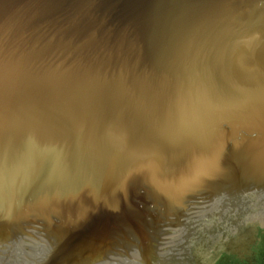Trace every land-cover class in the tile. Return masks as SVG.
Masks as SVG:
<instances>
[{"label":"water","instance_id":"water-1","mask_svg":"<svg viewBox=\"0 0 264 264\" xmlns=\"http://www.w3.org/2000/svg\"><path fill=\"white\" fill-rule=\"evenodd\" d=\"M252 215L264 0H0V264L167 263Z\"/></svg>","mask_w":264,"mask_h":264},{"label":"flooded vegetation","instance_id":"flooded-vegetation-1","mask_svg":"<svg viewBox=\"0 0 264 264\" xmlns=\"http://www.w3.org/2000/svg\"><path fill=\"white\" fill-rule=\"evenodd\" d=\"M191 222L194 227L190 225L185 231L184 243L175 241L172 246L167 245L172 254L167 263L158 255L152 264H264L263 222L258 221V225H254L247 220L233 226L232 231L225 229L221 235L211 236L204 245L196 241L209 224L200 226L197 220ZM206 250L210 253L207 262L201 256V252Z\"/></svg>","mask_w":264,"mask_h":264}]
</instances>
